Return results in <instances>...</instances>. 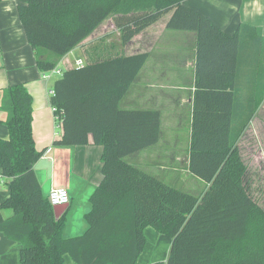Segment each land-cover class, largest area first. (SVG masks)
<instances>
[{
  "label": "trees",
  "instance_id": "1",
  "mask_svg": "<svg viewBox=\"0 0 264 264\" xmlns=\"http://www.w3.org/2000/svg\"><path fill=\"white\" fill-rule=\"evenodd\" d=\"M16 2L42 71L54 69L110 18L122 44L167 13L166 28L195 31L188 171L205 184L200 194H193L126 159L160 138L159 110L121 106L148 52L118 53L65 69L50 95L54 119L62 127L53 144L85 145L91 136L102 147V176L88 196L87 228L63 237L66 212L55 218L34 169L45 149L34 145L32 97L22 83L9 85L1 101L8 138H0V170L9 178V196L0 202V232L20 242L21 264H66V254L75 264H135L147 228L170 239L166 260L155 264H264V209L244 182L236 148L264 103L260 34L258 42L246 45L253 48L249 61L241 52L236 58L244 46L242 29H257L239 25L230 36L185 0ZM4 208L12 209L11 217H2Z\"/></svg>",
  "mask_w": 264,
  "mask_h": 264
},
{
  "label": "crops",
  "instance_id": "2",
  "mask_svg": "<svg viewBox=\"0 0 264 264\" xmlns=\"http://www.w3.org/2000/svg\"><path fill=\"white\" fill-rule=\"evenodd\" d=\"M185 3L208 16L221 31L230 36L239 25L244 24L257 29L256 31L250 28L242 29L240 36L244 46L241 51L238 49L237 61L239 52L241 57L249 61L247 55L251 50L252 56L253 48L252 45H246L249 42L252 44L256 42L257 34H260L259 56L264 54V0H185ZM16 6V0H0V138H8L5 123L7 113L1 108L4 90L9 85L22 83L32 97L31 129L35 148L45 149L34 165L38 182L45 195L51 188L67 189L70 200L63 212L66 214L62 236H76L87 228L83 215L89 208L88 196L102 176L100 172L102 147L93 144L91 136H88V143L85 145L53 144L54 140L61 137L62 127L56 123L50 105L49 91L53 86L49 81L51 70L42 71L38 68L37 51L26 39ZM164 15L137 33L128 43L122 44V53L126 55L136 52L149 53L122 98V107L160 111L158 142L127 157L130 156L128 160L132 163H137L142 169L172 185H178L175 182L183 184L192 180L199 183L201 181L192 175L193 178H184L181 175L183 171L190 174L189 144L195 90L197 35L193 30L166 28L169 13L166 17ZM85 42L82 41L62 56L57 65L64 62L65 69H69L77 66L76 59L86 63V60L91 61L104 54L102 48L97 50L92 48L83 58L82 45ZM69 54L73 55L71 59ZM237 67L238 63L236 69ZM55 69L59 70L57 66ZM247 70L248 66L244 68V72ZM46 72L48 77L43 76ZM185 124L187 141L185 139L184 149L181 150L176 144L177 136ZM201 184L203 191L205 184L203 182ZM81 190L86 199L84 201L76 200ZM8 196L9 178L2 177L0 170V202ZM1 214L7 219L12 216L13 211L4 208L1 209ZM149 236L152 237V241H148ZM148 237L146 235V244L135 264H155L166 260L170 239L163 234L155 235L153 232L148 234ZM20 247V242L0 232V264H21ZM65 262L75 264L67 254Z\"/></svg>",
  "mask_w": 264,
  "mask_h": 264
},
{
  "label": "rangeland",
  "instance_id": "3",
  "mask_svg": "<svg viewBox=\"0 0 264 264\" xmlns=\"http://www.w3.org/2000/svg\"><path fill=\"white\" fill-rule=\"evenodd\" d=\"M164 16L166 17L167 14H165ZM85 41L86 42L82 45L83 52L81 51L83 53V58L84 55L89 53L92 48L96 50L98 48L103 49L104 54L100 58H105L108 56L116 55L118 53H122L120 32L114 25V22L111 18L105 20V22H103L101 26H99L87 39H85ZM72 56L73 55L69 54L70 59L72 58ZM65 66L66 65L64 62H59L57 68H59L60 72L50 73L51 77L49 81L51 82V84H53L56 79L60 78L63 71H65ZM50 88H52V86ZM257 113V116H254L249 121L242 136L237 141L236 148L243 165L244 182L246 183V186L253 199L264 209V103L261 105ZM186 134L187 132L185 124L179 130V134L177 136L178 141L176 144L180 147L181 150L184 149L185 139L187 141ZM129 157H127L126 159L128 160ZM128 161L132 163V161ZM133 164L135 163L133 162ZM135 165H137V163ZM181 175L184 178L191 177V174L185 171H183V174ZM201 183L202 182L198 183L192 180L186 181L183 184L175 182V184L178 185L173 186H176L177 188L191 192L193 194H200L203 188V186H201L203 184ZM82 192L83 190L80 191L79 196L76 197V200H86L84 199ZM151 232H153L155 235H158V233L152 228L145 229V234L147 235V237ZM148 241H152V237L149 236Z\"/></svg>",
  "mask_w": 264,
  "mask_h": 264
},
{
  "label": "built area",
  "instance_id": "4",
  "mask_svg": "<svg viewBox=\"0 0 264 264\" xmlns=\"http://www.w3.org/2000/svg\"><path fill=\"white\" fill-rule=\"evenodd\" d=\"M75 63L77 65V67H80L84 64V62L81 59H76ZM51 72H59V70L57 69H52L50 71ZM44 77H48V72H46L45 74H43ZM50 95L53 94V90L51 89L49 91ZM52 111H55V108L52 107ZM55 119H58L57 117ZM60 124V122H59ZM48 199L50 201V203L54 206V205H64V204H68L70 197L68 194V191L66 188L64 187H57V188H51L48 192Z\"/></svg>",
  "mask_w": 264,
  "mask_h": 264
},
{
  "label": "water",
  "instance_id": "5",
  "mask_svg": "<svg viewBox=\"0 0 264 264\" xmlns=\"http://www.w3.org/2000/svg\"><path fill=\"white\" fill-rule=\"evenodd\" d=\"M68 204L64 205H54L55 218H58L67 208Z\"/></svg>",
  "mask_w": 264,
  "mask_h": 264
}]
</instances>
